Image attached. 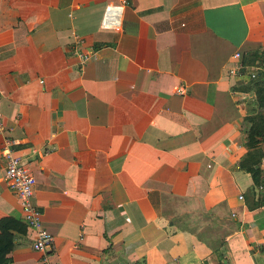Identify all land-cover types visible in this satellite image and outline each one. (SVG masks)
I'll return each mask as SVG.
<instances>
[{
	"label": "crops",
	"instance_id": "obj_1",
	"mask_svg": "<svg viewBox=\"0 0 264 264\" xmlns=\"http://www.w3.org/2000/svg\"><path fill=\"white\" fill-rule=\"evenodd\" d=\"M117 4L0 0V148L34 179L50 263L264 264V156L256 186L239 167L253 95L227 74L236 52L264 65V0H128L102 29ZM4 218L22 224L0 173ZM33 235L7 264H37Z\"/></svg>",
	"mask_w": 264,
	"mask_h": 264
},
{
	"label": "built area",
	"instance_id": "obj_2",
	"mask_svg": "<svg viewBox=\"0 0 264 264\" xmlns=\"http://www.w3.org/2000/svg\"><path fill=\"white\" fill-rule=\"evenodd\" d=\"M127 3L128 0H118L117 5L107 6L101 19V28L119 32L122 9ZM81 43L80 39H75L73 42V55L80 68L92 60L95 55V52L92 50L83 51L80 49L79 46ZM232 61L234 65L227 69V74L231 76V78L244 82L251 81L255 78V71L258 69H253L244 65L240 53H234L232 55ZM182 91V88L178 87L175 89V94L180 95ZM5 131L0 115V136H3ZM11 143V140L7 138L3 139L0 148V173L7 188L13 193L17 200L21 211L22 224L26 229L32 230L34 233L32 250L39 254L37 264H51L49 257L53 250V239L42 227L40 213L31 203L34 179L28 168L21 164L18 156L10 149ZM238 199L241 200V197L239 196Z\"/></svg>",
	"mask_w": 264,
	"mask_h": 264
},
{
	"label": "trees",
	"instance_id": "obj_3",
	"mask_svg": "<svg viewBox=\"0 0 264 264\" xmlns=\"http://www.w3.org/2000/svg\"><path fill=\"white\" fill-rule=\"evenodd\" d=\"M248 57L249 59H247ZM256 60L261 61V55L258 56L256 53H249L246 58L242 56V63L248 67L254 66ZM256 71L258 72L255 74L253 80L247 82L239 81L238 84V89L243 92H250L253 95L252 106L254 107V117L258 118L257 121L259 122V125L256 123L255 127L242 131L244 134V145L247 149L253 150L246 153L239 163V167L250 174L255 186L259 184L260 178V171L257 165L264 156V154L256 148L258 143L256 137H259V141H264V65L262 68L259 67ZM248 121H250V119L246 117L245 122L248 123ZM245 122L244 124H246ZM24 228L25 226L23 224L11 218L0 219V264L8 263L6 255L13 247L14 235L23 234Z\"/></svg>",
	"mask_w": 264,
	"mask_h": 264
},
{
	"label": "rangeland",
	"instance_id": "obj_4",
	"mask_svg": "<svg viewBox=\"0 0 264 264\" xmlns=\"http://www.w3.org/2000/svg\"><path fill=\"white\" fill-rule=\"evenodd\" d=\"M247 56H248V53L245 55V58H246ZM247 59H249V57H248ZM247 59H246V60H247ZM249 61H250V60H249ZM260 62H261V61L256 60V61H255V64L253 63V64H254V67H258V68L260 67V68H262L263 65H262V63H260ZM256 63H257L258 65H257ZM259 63H260V65H259ZM257 72H258V71H255V74H256ZM248 111H249L248 114H250V115L247 116V118L250 119V121H248L249 124L245 122L246 124H244V126H243V131H244V130H247V129L249 130L250 128L255 127V126H256V123H257V125H259V122L257 121L258 118L254 117V116H255V115H254V112H253L254 110H253V109H250V110H248ZM248 111H247V112H248ZM256 138H259V137H256Z\"/></svg>",
	"mask_w": 264,
	"mask_h": 264
}]
</instances>
